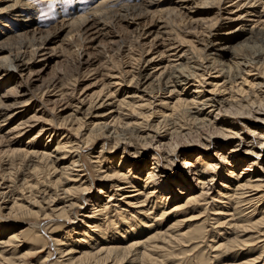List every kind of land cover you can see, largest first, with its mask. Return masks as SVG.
Instances as JSON below:
<instances>
[{
  "label": "bare ground",
  "instance_id": "obj_1",
  "mask_svg": "<svg viewBox=\"0 0 264 264\" xmlns=\"http://www.w3.org/2000/svg\"><path fill=\"white\" fill-rule=\"evenodd\" d=\"M157 1L120 6L125 8L118 16L124 34L135 33L124 54L136 65L124 72L120 59L113 65L114 75L102 85L105 92L88 99L74 94L85 76L80 69L90 65L81 60L75 42L84 43L94 28L103 31L105 23L98 22L97 11L62 20L57 27H65V36L76 35V41L67 43L74 46L69 53L76 71L66 82L58 75L35 84L29 79L33 61L48 59L43 47L56 32L33 28L38 25L37 8L28 0H8L6 10H0V79L9 75L4 83L14 81L8 90L0 83V129L10 125L12 114L31 106L32 99L43 105L53 101L42 99L49 93L58 98L49 111L52 118L15 123L13 129L28 141L21 142V148L8 146L3 153L18 156L31 169L29 179L17 178L20 193L8 186L7 192H0V218L8 221L4 225L0 219V264H264V132H255L264 124V71L258 70L264 63V0H257L263 11L255 22L244 19L253 8L240 11L254 0H167L162 23L144 30L134 19L148 18ZM224 3L228 9L221 23L219 6ZM8 15L14 23L31 25L12 30ZM198 29L201 38L190 32ZM142 34L148 35L147 47L138 40ZM121 44L118 40L119 56ZM207 47L214 50L211 55ZM247 49H254L249 58L241 53ZM48 51L56 52L53 47ZM211 70L216 78L210 85L227 90L233 100L246 91L245 83L252 82L251 90L234 102L206 94L203 78ZM116 75L118 92L111 91L116 82L110 80ZM160 94L173 102L168 109L163 102L160 115L148 121L154 112L141 114L136 102L145 100L149 107V98ZM55 106L61 107L57 113ZM250 112L255 127L239 136L232 130L236 118ZM190 128L199 144L172 141L189 138ZM203 128L209 129L204 138ZM45 133L44 143H38ZM97 140L100 144L93 151ZM119 147L122 152L115 158L111 151ZM126 147L132 150L129 159L123 155L129 152ZM5 163L0 161V172L9 168ZM33 174H42L40 183L31 179ZM95 185L96 194H90ZM48 188L54 191L48 194ZM33 189L39 195L31 197Z\"/></svg>",
  "mask_w": 264,
  "mask_h": 264
},
{
  "label": "rangeland",
  "instance_id": "obj_2",
  "mask_svg": "<svg viewBox=\"0 0 264 264\" xmlns=\"http://www.w3.org/2000/svg\"><path fill=\"white\" fill-rule=\"evenodd\" d=\"M7 1L8 0H4V2L3 1L0 2V10H6L4 8V6L7 5V4H9ZM133 1H136V0H28V2H30V3L32 2L34 4L35 9L37 8L36 10H34V12L36 13L34 18L35 19H38L37 20L38 21L37 23H38L39 26L35 24L36 27L33 25V28L43 29L45 31L46 30H50V31H55L56 32V36L53 37L49 42H47L46 45L43 47L44 53L49 54L48 59L45 62L43 60H40V58H36L33 61V65H32V68H31V72L29 73V75H30L29 79H31L33 83L37 84L40 81H48V80H51L53 77H56V76L59 75V77H62L63 76V78H64L63 80H65V82H66L67 77H69L67 75L73 74L76 71L75 66H74L75 65V61H74V58H73L74 56L72 54L74 46L73 45L69 46L67 44L68 42H71L72 39L74 40L75 37H76V35H75V33H70L69 35L65 36V30H66L65 27H64V29H58L57 27H59V23L62 20L64 22H68L69 21L68 19L70 17H74V16H76L78 14H81V13H82L81 15H84V14H92V12H96L97 11V14L98 15H96V16H98V18H99V19H97L98 22L102 19L103 21L101 20L100 23H102V24L105 23V26L102 28L103 31H98V30H95V28H94L93 29V32H92V30L89 32L90 34L92 33L91 36L90 35H87V36H90V37H88V39L86 38V39L83 40L84 43L79 42L80 43V45H79L78 42H75V44L77 46V49H79V53L81 52V56H80L81 60L83 59L84 61L86 60V61L90 62V65L88 67H85V68L80 69V72H82V71H83V73L85 72L84 73L85 76L82 77V78L81 77L79 78V83H77L76 86H75L74 94L77 97H79V96L80 97H85L86 99H88L90 97H95L96 95H99V94L101 96L105 92V89L103 90L102 85H105L106 86V83H108L109 78H111V76H113L114 73L116 72L115 67H113V65H115L116 62H118L121 59L119 62L120 63L123 62V64H125L122 67V70L123 71L124 70L125 71H131V69L134 68L135 65H136L135 64L136 62L131 61L130 59H128L127 55L124 54V52H128L127 47H129L131 45V44H129V42H131L133 40V38H134L133 35H135V33H133L130 36H128L127 34H124V33H126V31H124L123 28L120 26L119 20H118L119 19L118 16H120V13H122L124 11V9H125L124 7H120V6H123V5L125 6V5L128 4V2H129V4L134 3ZM166 1L167 0L157 1V3H156L157 6H155L156 5L155 4L154 5L155 7L150 8V12H149V15H148L149 17L148 18H146V19L144 18L143 20L136 18L134 20L136 22L139 21L140 24H144V30L148 29L149 27H152L153 26V23H157V22L159 24L162 23V20L163 19H160V17L162 16V18H163L162 11H163V7L165 5H167V4H164V3H166ZM256 1L257 0L250 1V3L251 2L252 3L251 4L248 3L247 4L248 7L245 5L246 7H241L240 8V11H243L242 9H247L248 11H250L252 8H253V10H255V11L251 12V14L248 12L249 14L247 13V17H245L244 19L250 20L251 22L252 21L255 22L258 13L260 11H263V9L261 8V6H259V2H258L259 0L257 2ZM160 3H162V4H160ZM117 5H119V6H117ZM105 8H107L108 10L106 9V11L103 12L105 10ZM117 8H119L120 10L117 9ZM219 8H220V10H219V20L218 21L222 23L224 17L226 16V13H227L228 3L221 4L219 6ZM98 10L100 12L102 11L101 12V15H102V13H104L103 16H102V18L99 17L100 12ZM238 10H239V8L237 9V11ZM214 11L215 10H213V12ZM150 17H152V18H150ZM8 18H9V20L7 19L8 20V23L7 24H8V26L10 28H12V30L13 29L21 30V27L22 28H27V27L29 28L30 25H31L28 22L27 23H25V22H23V23H14V22H12L13 20L10 19L11 18L10 15H8ZM149 21H151V23ZM186 22H187V20H186ZM186 22H183V23H186ZM35 23H36V21H35ZM177 24L180 25V27L183 26L182 23L177 22ZM257 25H258V23H257ZM259 26H260V24H259ZM131 28H132V26L130 27V29ZM154 29H156V27ZM105 31H107L106 32L107 35H104V36L101 35V33L105 34ZM200 31H201V29H198V31L191 30L190 32L191 33H194V34L198 33L196 35H199V38H201L202 36L200 35V33H201ZM147 36H148L147 34H142L139 37V39H138L139 41H141V43H143V46L144 47H147L148 46V42H146V41H148L149 38L147 39ZM101 37L102 38L105 37V39L102 40ZM118 37H119V39H118ZM171 39H173V38H171ZM118 40H123V44H121V47H122V50L121 51L122 52H120V56L117 55V53H116V51H117V45H118ZM75 41H76V39H75ZM173 41H174V39H173ZM62 46H63V48L61 49ZM124 46H126V47H124ZM50 47L55 48L56 52L55 53H52L51 51H48V49ZM40 48L42 49V47H40ZM183 48H185V47H183ZM69 49L72 50V52L69 53V51H70ZM129 51H130V49H129ZM253 51H254V49H247V50L241 51V53L246 58H249V56L252 54L251 52H253ZM205 52H206V54L211 55V53H213L214 50L211 47H207L205 49ZM133 54H136L137 55L138 52L135 51ZM136 55H134V56H136ZM129 57H132V56H129ZM111 60H113V61H111ZM221 60L225 61V58H223ZM261 65L262 66H260L258 68V70L262 72V71H264V63L261 64ZM132 70H134V69H132ZM254 72L255 71H253V73ZM215 75H216V73H214V71L211 70L203 78L204 83L202 85L203 86L202 89L204 90V92L206 94H209V95L210 94H218V96L220 95V96L224 97V99L226 98V100H229V101H233L234 102L239 97L243 96L244 93H248L251 90V87H252L251 86V83L252 82L250 83V86H248V83H245L243 85V87L246 89V91L243 94H237L236 95V98L233 100L231 97H228V94L226 92L227 90H225L223 92H222V90L221 91L220 90H215L216 88L215 87H212L210 85V82L209 81H211V79L216 78ZM8 76L9 75L5 76L3 79L2 78L0 79V83L3 82V86H4V88L2 90H8V89H10V86H13L14 85L13 79H9V81H7L6 83H4V80ZM23 76H27V73L25 72V74ZM117 77L119 78V76L116 75V78L115 79L110 80V82H113V81L116 82V83H111L112 84L111 85L112 86L111 88H113L111 91L116 90L120 86V84H118V82L116 81L117 80ZM217 78H219V77H217ZM240 81H241L240 79H237L236 84H240L241 83ZM259 81H261V80H259ZM220 82H221V80H219L218 84H220ZM256 82L258 83V80ZM213 84H215V81L213 82ZM31 85L33 86L34 84H31ZM260 89L263 90L262 93L260 92V94L262 96V104L264 106V99H263L264 98V93H263L264 92V88L261 87ZM117 92H118V89H117ZM67 93L69 95V91H66V94ZM52 94L53 93H51V94L49 93L46 96H44L42 99H45V98L46 99H50L51 98V100L57 101L58 100L57 96L54 95V97H53V96H51ZM166 95L167 94H160V95L155 96L154 98H149L150 99V102H151V105L149 107L146 105V101L145 100L136 102V103H138L140 105H137L136 104L135 105V108L141 114L147 113L149 111H153L155 115H150L148 121H150V120L151 121H154L155 118H156L155 116H158V114L160 113L159 110L162 109L160 105H162L163 102H165L166 107L168 106L167 107V109H168L171 106L172 102H173V100L170 99V98H168L167 97L168 95L167 96ZM53 101L52 102L51 101H48V102L45 101V103H43V105L42 104L39 105V100L32 99L31 102L29 103V104H31V106L27 105L28 106L27 108L26 107L21 108L22 109V112L21 113H18V115H15L16 113L15 114H12L10 116V119L7 120V121H9V124L10 125H8L7 128H6V125H4L0 129V139L2 138L1 136H3V138L1 139L2 142H3V145L0 146V161L2 160L3 162H6L5 164L8 163V166H9L8 169H10V170H8V169L5 170V172L7 171V173H5L4 171H1L0 172V192H2V191L3 192H7L8 191V188H10L14 192L20 193V187L18 185L19 184V181L18 180L19 179H22V178H26V177L29 179V171L31 169V167H29L30 166L29 164H27L24 160H23V162H25V163H21L22 161L20 160V158L18 156H17V158H15L16 156H13V155L6 157L3 154L5 151L8 150V146H10L11 149L12 148L15 149L16 147L17 148H21L22 147V143L21 142H25L26 143L28 141L27 138H26V135H24V134H21V135L18 134L16 131H18L19 129H17V128L16 129H13V127L19 122V120L21 121L22 119H25V118L27 120H31L32 123H34V120H41L42 118L49 119L51 117L50 114H49V111L51 110V107L53 105ZM62 102H64V100H62ZM144 105H146V107L143 108ZM139 106L141 108H139ZM60 108L58 106H55L54 107V110H55L54 112L55 113L59 112ZM36 109H39V110L36 112ZM258 109L260 111L261 107H258ZM262 109H264V108H262ZM262 109H261V112L263 111ZM163 110H165V109H163ZM15 111H16V109H15ZM33 113H34V115H33ZM251 114H252V112H250L249 116H248V114H243V116H245V117H243V118L237 117L236 118V125L234 126V129H232V130L238 132V135L239 136H243L244 137V133L243 132H247L246 129H248V128L251 129V130L254 129L255 126H254V124H252V121H250L252 119L251 118ZM31 115H33L34 119H30V118H32V117H30ZM253 115H255V114H253ZM6 116H5V118H6ZM28 124L29 123H27L26 125H28ZM53 124L54 125L56 124L55 121H54ZM244 125H247V128L244 127ZM262 125L264 126V124H259L258 125L259 128L256 127L255 132H260V130H263V132H264V128H263ZM54 127H55V130H56V125ZM19 128H20V126H19ZM190 129H192V128H190ZM204 129L205 128H203L202 130H200V132L202 131L200 133V135H202L203 138L206 137L205 135L208 134V130H209V129H205V130ZM192 130H193V132L192 131L189 132L190 133V137H189L190 139L187 138V137H186L187 139L185 137H176L172 141L175 140L177 143H181V142L183 143V142H186L185 140H191L192 142H195L194 144H199L198 143L199 142L198 137H196L198 135L196 134V132H194V129H192ZM188 131L189 130H187V132ZM65 133H68V136H72L73 135V133L71 131H67L66 130ZM247 134L250 135V133H247ZM23 136H25V137H23ZM47 137H48V133H45L44 136H43V138L41 137V140H39L40 142L38 141V143H41V142L44 143V141L46 140ZM237 143H238V141H234L233 142V144H237ZM99 144H100V140H97L95 142V144L93 145V149L92 150L93 151H96ZM18 146H20V147H18ZM11 149H10V151L13 150V149L12 150ZM128 149L129 148L126 147L125 152H128V151L129 152L123 154L126 159L131 158V157H129V154L132 153V150H128ZM92 150H87V152H90ZM212 151H213L212 148L209 149V153H211ZM121 152H122V147H119L116 151H114V150L111 151V153H113V155L115 156V158L118 157V155H120ZM147 161L149 162L148 159H147ZM181 162L182 161L179 159V162H177L176 165H175V167H174V170L175 171L178 170V167L180 166V163ZM241 167L242 166H240L239 168H241ZM240 170L241 169H238L237 171H240ZM3 173H5L6 176ZM176 174H178V173H176ZM40 175L42 176V174H40ZM40 175L39 174H37V175H34L33 174V175H31V179H33V181L36 180L37 183H40L41 179L38 180V178L40 177ZM1 177H2V179H1ZM17 178H19V179H17ZM7 180H8V182H6ZM4 182L6 184H3ZM15 183H17V184H15ZM12 185H13L14 189H13ZM6 186H8V188H5ZM97 188H98V185L97 186L96 185L93 186L90 189V194H93V195L96 194ZM15 189L18 190V191H16ZM35 190L36 189H33V191L35 193L34 192H31V197L32 196H36L38 194V193H36ZM53 191L54 190L52 188H50L48 190V192L47 191L46 192L49 194V193H51ZM22 194L24 196H28L29 195L28 192H23ZM33 194H35V195H33ZM85 195H87V194H85ZM87 203L88 202H85L84 204H81V205L85 206ZM0 211H3L2 213H4V210L3 209H0ZM1 220L0 221L4 225L8 223V221H6L4 219H1ZM49 248H50V246H49ZM51 248H52V246H51ZM23 251H21V252H23Z\"/></svg>",
  "mask_w": 264,
  "mask_h": 264
}]
</instances>
